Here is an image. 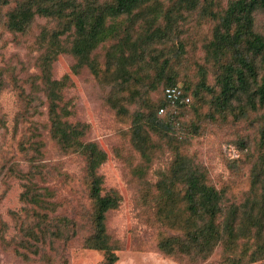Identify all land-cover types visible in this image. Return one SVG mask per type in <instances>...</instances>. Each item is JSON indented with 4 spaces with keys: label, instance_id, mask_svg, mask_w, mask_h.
<instances>
[{
    "label": "rangeland",
    "instance_id": "374dc122",
    "mask_svg": "<svg viewBox=\"0 0 264 264\" xmlns=\"http://www.w3.org/2000/svg\"><path fill=\"white\" fill-rule=\"evenodd\" d=\"M20 1L0 5V161L5 171L14 162L21 172L20 176L6 180L0 189V264H103L104 252L85 249L82 244L92 232L93 211L84 159L63 153L50 136L40 71L45 51L43 40L59 23L35 16L23 33L11 32L6 27L7 14ZM233 1L200 0L196 9L186 11L169 0H154L162 15L174 7L171 34L152 44L151 56H146L152 66L130 67L131 75L121 84H115L120 78H112L110 72L114 67L106 71L112 40L93 53L102 71L99 80L86 67L73 72L75 59L67 53L59 54L51 63L52 79L69 78L62 92L63 104L72 112L69 121L85 124L83 140L96 143L106 153L107 159L98 169L103 178V193L113 190L120 196L118 208L109 211L105 220L118 259L115 264H188L159 249L165 237L175 234L160 221L164 210L160 189L176 152L187 155L205 170L206 181L222 194L226 204H241L259 190L252 186L251 170L264 158V104L251 110L241 97L220 112L213 94L199 92L194 101L196 111L185 109L178 118L181 125L176 124L174 133L165 137L151 134L154 148L149 160L130 141L133 114L150 112L161 99V90L169 78L191 91L197 90L200 81L214 88L219 73L216 63H225L231 57L220 56L217 60L211 43L222 30L221 17ZM131 21L123 19V26H128L131 39L135 40L144 32L145 20L135 15ZM164 24L160 19L158 25ZM253 30L264 35V10L254 14ZM61 39L68 47L72 37ZM253 61L257 85H261L264 61L260 55L253 57ZM31 94L41 105L40 115L35 114L33 119L39 123L40 151L44 152L42 156L36 155L40 175L32 179V186L42 194L44 208L22 200L29 186L25 173L32 152L18 146L28 126L21 123L18 113ZM258 96L254 95L256 101ZM111 104L126 107L127 113L118 115ZM225 143H241L247 148V155L235 164V169H231L221 151ZM218 260L217 254L202 264H217ZM254 264H264V260Z\"/></svg>",
    "mask_w": 264,
    "mask_h": 264
},
{
    "label": "trees",
    "instance_id": "16d2710c",
    "mask_svg": "<svg viewBox=\"0 0 264 264\" xmlns=\"http://www.w3.org/2000/svg\"><path fill=\"white\" fill-rule=\"evenodd\" d=\"M153 1L84 0L81 3L77 0H21L7 14L6 27L11 32L23 33L35 16L51 18L59 23L47 40H43L45 51L40 71L44 79L41 84L47 100L50 136L63 153L77 154L84 159L88 198L93 211L92 232L82 244L85 249L104 252L103 264H115L118 260L105 220L109 211L118 208L120 196L113 190L103 193V178L98 174V169L106 161V153L96 143L83 140L87 130L85 124L69 121L72 112L63 104L62 93L69 78L52 79L50 66L59 54L67 53L75 59L73 72L86 67L99 80L102 71L93 53L101 44L112 40L114 44L107 53L105 66L106 71L114 67L110 72L113 80L121 79L115 84H121L131 75L129 68L132 66L151 67L146 56H151L152 44L161 42L171 34L174 11L173 7L162 15ZM169 1L186 11L196 9L200 2ZM210 1L212 3L214 0ZM9 2L0 0V5ZM259 10H264V0H235L224 11L220 23L222 30L216 34L211 49L216 58L230 55L231 60L219 65L216 63L219 73L214 88L200 81L197 90L191 91L188 86H177L174 79L169 78L161 90L157 105L151 107L150 112L144 110L133 114L130 141L145 160H149L154 148L151 134L165 137L174 133L176 124L181 125L178 120L180 114L185 109L196 111L194 101L199 92L213 94L214 104L220 112L229 109L241 97L246 99L251 110H256L257 104H264V66L262 84L257 85L258 75L253 61V57L258 55L264 61V35L253 30L254 14ZM135 15L144 19L146 26L144 32L132 40L130 29L127 25L123 26V19L130 22ZM148 16L150 20H147ZM160 19L165 21L163 27L158 25ZM69 35L72 39L67 47L61 38ZM168 88L180 91L177 100L166 97L165 90ZM23 94L24 91L20 90V95ZM256 94L259 95L258 101L254 98ZM36 100L33 94L29 95L18 113L21 123L28 124L18 146L32 152L28 159L30 167L25 173L29 186L22 194V200L44 208L42 194L32 186V179L40 175V171L36 170V155L42 156L44 153L40 151L39 123L33 119L35 114L40 115L41 112V105ZM111 107L118 115L127 113L122 105L111 104ZM232 150L237 152L236 157L232 156ZM221 151L231 163V169H235V164L248 153L241 143H225ZM6 168L5 171L0 161V189L6 180L21 174L17 163L12 162ZM251 177L253 188L259 189L253 191V197L241 204H226L222 194L206 181L205 170L187 155L176 152L169 173L162 180L160 196L164 210L159 216L160 221L175 234L159 243L161 252L188 264H202L217 254V264H254L264 260V158L253 165Z\"/></svg>",
    "mask_w": 264,
    "mask_h": 264
},
{
    "label": "built area",
    "instance_id": "2783aa9c",
    "mask_svg": "<svg viewBox=\"0 0 264 264\" xmlns=\"http://www.w3.org/2000/svg\"><path fill=\"white\" fill-rule=\"evenodd\" d=\"M166 97L171 100H177L180 96V91L177 88H168L165 90ZM233 157H236L238 154L235 150L231 152Z\"/></svg>",
    "mask_w": 264,
    "mask_h": 264
}]
</instances>
